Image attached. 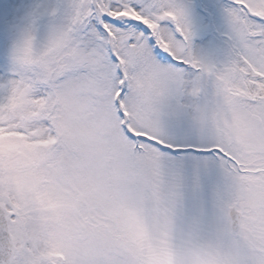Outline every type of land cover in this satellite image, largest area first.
<instances>
[{
    "label": "snow or ice",
    "instance_id": "1",
    "mask_svg": "<svg viewBox=\"0 0 264 264\" xmlns=\"http://www.w3.org/2000/svg\"><path fill=\"white\" fill-rule=\"evenodd\" d=\"M0 264H264V0H0Z\"/></svg>",
    "mask_w": 264,
    "mask_h": 264
}]
</instances>
